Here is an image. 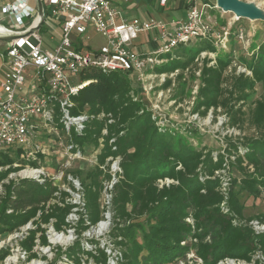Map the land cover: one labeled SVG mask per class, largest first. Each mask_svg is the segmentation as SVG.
Returning a JSON list of instances; mask_svg holds the SVG:
<instances>
[{
    "label": "trees",
    "instance_id": "16d2710c",
    "mask_svg": "<svg viewBox=\"0 0 264 264\" xmlns=\"http://www.w3.org/2000/svg\"><path fill=\"white\" fill-rule=\"evenodd\" d=\"M200 42L201 46L196 52L192 49L188 52L178 51L176 64L166 71H184L200 52H216L208 41L207 44L204 40ZM209 62L211 60L205 63ZM232 63V58H218L214 67L203 68L204 87L200 90L198 108L204 107L206 112L211 108L227 109V101L233 98L244 105L257 85L264 89V42L251 59L240 58V64L247 67L251 76H234L229 97L225 98L223 96L228 92L225 73ZM87 78H94L96 82L73 97L75 107L71 114L87 113L95 117L101 113L111 114L114 123L107 124L106 119L95 118L87 123L83 135H75V142L81 145L82 150L87 143L101 150L97 156V168L88 174L91 183L85 185L86 219L90 226L103 219L98 200L103 180L111 178L104 169L110 168L109 158L119 159L121 173L115 187V226L112 235L114 244L122 250L120 264H172L187 259L191 253L200 262L191 260L185 264H220L227 260L264 264V231H255L249 225L252 218L241 223L245 219L244 205L234 191L236 182H232L229 195L222 191V181L217 172L224 169L225 155L221 154L215 159L212 152L192 148L181 137L177 138L176 133L172 135L168 129L156 126L151 113L134 102L133 95L137 90L128 76L93 71ZM227 110L228 126L238 128L245 118L242 107L236 109L230 106ZM250 124L260 133V137L232 144L228 156L235 157L231 164L236 165L244 176L240 190H247L258 198L264 191V97L255 102ZM106 127L108 133L104 135L103 129ZM100 139H103L102 145ZM1 155L4 158L0 163H12L13 160L8 159L6 153ZM167 180L172 183L160 185ZM17 188V200L12 202L7 198L3 203L0 233L12 231L34 219L41 208L40 204L45 206L58 190L51 183ZM8 190L11 193L12 187H8ZM223 204L226 206L223 207ZM9 208L14 210L13 214L6 213ZM27 208L30 209L20 212ZM71 208L70 205L64 208L56 205L43 213V219L45 222L55 219L56 231L64 232L72 227L66 221ZM142 217L146 218L144 224L147 230L140 239L135 229L136 226L140 228L139 224L120 227L127 220ZM254 220L263 224L264 213ZM81 227L85 229L83 225ZM42 231L40 228L31 231L30 242L24 243V248L32 250V241ZM77 234L80 237L82 231ZM41 242L48 244L44 236ZM6 254L7 251H1L0 258ZM64 254L73 264H86V256V261L93 259L95 264H109L105 250L96 247L88 251L80 240Z\"/></svg>",
    "mask_w": 264,
    "mask_h": 264
},
{
    "label": "rangeland",
    "instance_id": "374dc122",
    "mask_svg": "<svg viewBox=\"0 0 264 264\" xmlns=\"http://www.w3.org/2000/svg\"><path fill=\"white\" fill-rule=\"evenodd\" d=\"M241 1L256 5L264 13V0ZM133 3L138 4L136 9H127ZM34 4V1H31V5ZM175 4H182V8H178L176 11H179L180 17L185 15V3L181 0H170L166 8H161L159 2L150 0H130V3H120L119 6L121 9L126 10L124 16L127 20H155L169 23L171 12L175 11L174 9L172 11ZM202 4L203 2L200 3L203 15L201 22L209 29L207 37L198 39L199 42L194 41V43L179 46L175 49L174 54L164 56L165 62L156 69L157 77L147 78L146 81L147 85L153 86L155 89L150 93H146L143 91L142 86L133 84L134 89L137 90L133 95V100L138 102L145 111L151 113L156 126L168 129L172 135L176 133V137H181L186 145L192 148L206 149L213 153L215 159L221 154L225 155L224 169L217 172L222 181L221 186L224 183L227 184L225 193L229 195L232 182H236L233 185L234 191L239 194V198L244 205L245 219L241 223H246V220L252 218L250 224L247 223L251 225V222L257 221L254 220L256 216L264 213V191L261 192L258 198H255L247 190H240V183L244 176L236 165L231 164L234 162L235 157L228 156L230 155L228 150L232 144H239L245 142V140L260 137V133L251 126L250 118L255 102L264 97V89L257 85L251 92L250 100L244 105H242L243 103H237L235 98L227 101L229 104L227 109L230 106H235L236 109L242 107V111L245 113L244 121L240 123L238 128L228 126L227 109L218 107L217 109L211 108L206 112L204 107L198 108V103L200 102V90L204 87L202 81L203 68L205 66L208 68L214 67L218 58L233 59L232 65L225 73V84L228 92L223 97H229L234 76L240 74L251 76L247 67L240 64V58L251 59L252 55L257 52L259 45L264 42V20H238L234 14L225 13L218 9L216 0ZM153 36L152 32L139 34L138 38L132 43L131 50L135 52L155 50L157 44L153 42ZM84 38L90 49H99L105 43L102 36L92 29L84 35ZM200 40H204L206 44L207 41L211 43L216 48V52H200L195 61L191 63V66L184 71L181 69L166 71L176 64V53L178 51L186 50L188 52L192 49L196 52L201 46L200 43L202 42ZM5 50L6 45L0 43V54ZM172 59L174 60L173 63L171 62ZM207 60H211V62L205 63ZM81 78V76H78L75 80H81ZM166 85L168 86L166 87ZM26 86L30 87V84L27 82ZM49 130H52V128L47 127L43 132L42 145L35 149L38 153L8 152L6 153L7 157L13 160L12 163H0V174L2 175L0 179V212H2L3 203L7 198H10L12 202L17 200V187L51 183L58 188L45 206L43 203L40 204L41 208L34 219L12 231L0 233V252L7 251L6 256L0 258V264H73V262H68L64 252L79 240L88 251L94 250L96 247L105 250L109 258V264H120L119 259L122 250L114 244L115 240L112 235L115 226L113 201L115 187L119 182L115 174L120 165L117 162H109V169L102 168L106 174L111 176L110 180H103V188L98 200L103 219L95 226H90L86 219L88 208L85 185L91 183L88 174L97 168V156L101 150L100 148H93L94 145L87 143L85 147L83 146V150L79 145L81 154L74 156L78 153H68L65 144L52 140L54 134L53 131ZM100 141L102 145V139ZM243 150L242 148L241 151ZM0 152H3L2 147H0ZM67 153L69 156H67ZM3 158L4 156L0 153V161ZM250 171L253 172L251 169ZM113 176L116 177V180H113ZM166 184L168 183H163V185ZM8 187H12L11 193ZM56 205L61 208L66 205L72 206L66 218V221L72 227L64 232L56 231L55 219H51L49 222H45L43 219V213L48 212ZM222 206L225 207L226 204ZM6 213L13 214L14 210L9 208ZM145 219V217H142L127 220L120 227L139 224L140 228L136 226L135 229L140 239L142 233L147 230L144 224ZM102 222H108V228L104 233L99 232V225ZM82 225L85 229H81ZM38 228L43 231L36 234L35 239L32 241V250L28 251L24 248V243L30 242L31 231L38 230ZM254 230L263 231L255 228ZM78 231H82L80 237L77 234ZM42 236L46 237L48 244L41 242ZM56 237H64L69 240L66 244H63L59 243ZM193 257L194 255L191 253L187 255V259L172 264H185L187 261H196V259H192ZM87 258V256L84 258L86 264H95L93 259L86 261ZM223 264L246 263L225 262Z\"/></svg>",
    "mask_w": 264,
    "mask_h": 264
},
{
    "label": "built area",
    "instance_id": "2783aa9c",
    "mask_svg": "<svg viewBox=\"0 0 264 264\" xmlns=\"http://www.w3.org/2000/svg\"><path fill=\"white\" fill-rule=\"evenodd\" d=\"M31 1L35 4L31 5ZM40 1L43 17L39 14L38 0H0V37H13L0 41L6 45L1 53L5 69L0 79L3 150L0 153H38L35 149L42 145L43 132L51 127L52 140L65 144L68 153L79 156L81 150L75 135H83L90 120L106 119L107 124L114 123L111 114L101 113L97 117L71 114L75 107L73 97L96 82L94 78L86 79L88 74L100 71L128 76L134 85L150 93L155 87L147 85V78L157 77V67L165 62L163 57L209 34L208 27L201 22L200 3L204 5L211 0H181L185 3V17L174 18L169 23L127 20L119 4L130 0ZM153 1L159 2L161 8L170 2ZM90 29L105 40L99 49H90L86 44L84 35ZM144 32L153 33L157 47L151 52L132 51V43ZM78 76L81 80H75ZM27 82L30 87L26 86ZM107 133L106 127L103 134ZM113 142L114 139L110 143ZM109 159L120 165L119 159ZM119 173L120 166L115 174L117 181ZM226 186V183L222 185L223 192ZM251 225L264 231V223L256 221Z\"/></svg>",
    "mask_w": 264,
    "mask_h": 264
},
{
    "label": "water",
    "instance_id": "95a60500",
    "mask_svg": "<svg viewBox=\"0 0 264 264\" xmlns=\"http://www.w3.org/2000/svg\"><path fill=\"white\" fill-rule=\"evenodd\" d=\"M217 8L225 13H231L236 16L238 20L259 21L264 20V13L254 4L246 3L241 0H216ZM39 14L44 16L43 5L38 0ZM13 39L11 36H1L0 41H9Z\"/></svg>",
    "mask_w": 264,
    "mask_h": 264
},
{
    "label": "crops",
    "instance_id": "0c3cea01",
    "mask_svg": "<svg viewBox=\"0 0 264 264\" xmlns=\"http://www.w3.org/2000/svg\"><path fill=\"white\" fill-rule=\"evenodd\" d=\"M150 1H153V0H150ZM137 3H133L131 6H128L127 7V9L129 8L130 10H134V9H136V7H137ZM167 7V6H166ZM165 7V8H166ZM178 8H182V4L181 5H174L173 6V8H172V11H173V9L175 10V11H173V12H171V15H170V17H171V20L172 19H174V18H176V19H182V18H184L185 17V15H183L182 17H180L179 15V11L177 10L176 11V9H178ZM122 11H123V15L125 14V12H126V10H123L122 9ZM185 14H186V10H185ZM4 62H3V60H2V58H1V54H0V79L2 78V76H3V72H4Z\"/></svg>",
    "mask_w": 264,
    "mask_h": 264
},
{
    "label": "bare ground",
    "instance_id": "6f19581e",
    "mask_svg": "<svg viewBox=\"0 0 264 264\" xmlns=\"http://www.w3.org/2000/svg\"><path fill=\"white\" fill-rule=\"evenodd\" d=\"M108 228V222H102L100 225H99V232L100 233H104V231ZM57 241L59 243H63V244H66L68 242V238H64V237H56Z\"/></svg>",
    "mask_w": 264,
    "mask_h": 264
}]
</instances>
